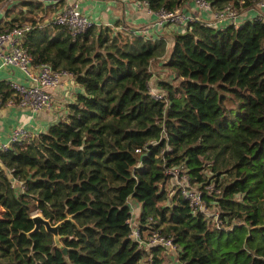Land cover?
I'll return each instance as SVG.
<instances>
[{
	"label": "trees",
	"instance_id": "obj_1",
	"mask_svg": "<svg viewBox=\"0 0 264 264\" xmlns=\"http://www.w3.org/2000/svg\"><path fill=\"white\" fill-rule=\"evenodd\" d=\"M7 1L0 31L33 22L23 39L33 61L83 90L46 131L0 150V264H264V18L195 19L169 47L118 24L39 27L41 1ZM138 1L180 11L194 0ZM209 1L242 12L259 0ZM165 56L175 77L160 79L158 97L153 63ZM176 166L217 205L220 226L179 185L168 189ZM132 200L141 231L173 238L178 255L131 236ZM36 214L59 236L35 229Z\"/></svg>",
	"mask_w": 264,
	"mask_h": 264
},
{
	"label": "built area",
	"instance_id": "obj_2",
	"mask_svg": "<svg viewBox=\"0 0 264 264\" xmlns=\"http://www.w3.org/2000/svg\"><path fill=\"white\" fill-rule=\"evenodd\" d=\"M198 7L204 10H210L212 16L217 21H222L230 18V23L235 24V17L237 16L235 11H232L229 7L216 10L212 7L209 0H194ZM258 4L263 7L264 0H259ZM158 16V22L160 25L165 22H173L179 25L180 29H185L189 23L196 19L193 12L188 9H182L180 11H171L165 9L153 10ZM259 11H263L260 9ZM261 18L263 15L257 14ZM254 16V15H253ZM252 16V17H253ZM95 21L87 14L84 13L78 3V1L68 2L64 5L63 9L53 13L50 19L46 21H37L39 27L52 26L54 24H63L68 26L73 35L85 32L88 27ZM208 24H213L207 22ZM228 23V24H230ZM226 24V25H228ZM216 25L220 28L226 27L225 23L221 26L218 22ZM34 26L31 21H25L20 24H16L11 28H5L0 31V59L5 65L17 66L25 76L28 78V82H22L18 80H12L9 82L10 88L13 90V95L7 99L9 104H17L22 107H29L34 110H43L50 108L55 104V97L51 91L57 85L63 82L64 77H74L73 74L64 69H56L48 62L35 63L32 55L27 48L23 45V39L27 31ZM138 33V32H137ZM148 36V35H147ZM150 37V36H148ZM153 38V37H152ZM155 96L162 97L163 91L152 92ZM33 134L27 128L25 123L17 125L10 134V138L7 141H0V150L8 149L14 142L28 139ZM171 175V179L175 178V182L180 184L182 193L188 198L192 205L199 207L200 210L205 211L204 206L205 199L203 198L202 190L200 188H193L192 186L184 183V180H189V175L185 173L182 167H171L167 170ZM210 188V187H209ZM212 189V187L210 188ZM210 192V190H208ZM212 217L217 226H220L219 212H206ZM130 225L132 227L131 236L139 241V243L156 244L161 243L178 255L179 245L173 240V238L165 237L156 230L141 231L137 221L133 218L130 219ZM149 233V234H148Z\"/></svg>",
	"mask_w": 264,
	"mask_h": 264
},
{
	"label": "crops",
	"instance_id": "obj_3",
	"mask_svg": "<svg viewBox=\"0 0 264 264\" xmlns=\"http://www.w3.org/2000/svg\"><path fill=\"white\" fill-rule=\"evenodd\" d=\"M78 1L82 11L87 13L98 24H118L119 28H128L138 33H143L150 38L164 37L168 40L169 47L172 44V37L175 31H178L179 25L173 22H165L160 25L158 16L144 2L138 0H49L51 7L44 10L56 13L63 9L68 2ZM11 3L9 1L0 5V18L5 15V10ZM185 10L193 12L196 19L213 23L217 26L226 22L225 20L217 21L210 10H204L198 7L195 1L189 2ZM264 10V6L259 4L250 6L245 11L238 13L236 16L237 24L242 23L248 17L257 15L258 11ZM226 25V24H225ZM147 36V37H148ZM157 75H153L150 86L152 91H160L161 85L158 84L160 79ZM18 80L28 82V78L14 65H5L0 59V85H8L10 81ZM9 86V85H8ZM83 88L74 79V77L66 76L60 85L51 88L55 97V104L50 108L43 110H34L29 107H22L17 104H9L4 102L0 93V141H7L13 129L25 123L32 134L46 131L50 125L59 119L65 117L68 113V105L76 100L78 92H82ZM16 185L20 182L15 180ZM141 211V210H140Z\"/></svg>",
	"mask_w": 264,
	"mask_h": 264
},
{
	"label": "rangeland",
	"instance_id": "obj_4",
	"mask_svg": "<svg viewBox=\"0 0 264 264\" xmlns=\"http://www.w3.org/2000/svg\"><path fill=\"white\" fill-rule=\"evenodd\" d=\"M37 1H41L42 2V5L40 7H38L37 8V11L36 12H33L31 15L33 17H35L36 19H38V21H42V22L46 21V19H50L51 16H52V14H53V11H51V12L46 11L45 12V10H44L46 7H51L50 4H49L50 3L49 0H37ZM238 13L239 12H236L237 15H238ZM258 14L264 16V10L263 11H258ZM253 17H260V16L259 15H254ZM230 21H231L230 18L226 19L225 24L230 23ZM244 21H242V22H244ZM234 23L236 25H239V24H237L236 17H235V22ZM221 26H222V24H221ZM216 27H220V26L217 25ZM165 60H166V56L158 59L157 61H155L153 63V72H154L155 75H157L159 77L158 79H171L172 77H175L173 75V72L164 65V61ZM161 90H163V89H161ZM152 92H154V91H152ZM174 180H175V178H172V179L169 178V180L167 182V186H168V189H170V191H174L176 189V187H174V183L175 184H177V183ZM189 180H190V178H189ZM184 183L192 186L193 188H198V185L196 183H193L191 180L190 181H188V180L185 181L184 180ZM177 185H180V184H177ZM212 186L213 185H210V188ZM212 189H213V187H212ZM215 191L217 192V190L214 188V190L212 191V193H214ZM208 203L205 202V204H206L204 206L205 211L206 212H215L216 209H217V205L216 204H211V203L208 204ZM141 208H142L141 207V203H139V202H137L135 200H132V210H133V217L132 218L134 220H135V218H138V215L140 213Z\"/></svg>",
	"mask_w": 264,
	"mask_h": 264
},
{
	"label": "water",
	"instance_id": "obj_5",
	"mask_svg": "<svg viewBox=\"0 0 264 264\" xmlns=\"http://www.w3.org/2000/svg\"><path fill=\"white\" fill-rule=\"evenodd\" d=\"M34 220L36 222L35 229H39L42 225H44L48 231L53 232L55 236H59V223L54 224L50 219L44 217L42 214H36L34 216Z\"/></svg>",
	"mask_w": 264,
	"mask_h": 264
}]
</instances>
